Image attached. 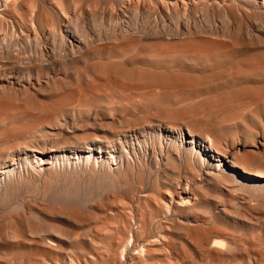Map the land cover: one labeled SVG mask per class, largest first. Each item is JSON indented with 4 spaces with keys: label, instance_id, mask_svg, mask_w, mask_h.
Listing matches in <instances>:
<instances>
[{
    "label": "bare ground",
    "instance_id": "6f19581e",
    "mask_svg": "<svg viewBox=\"0 0 264 264\" xmlns=\"http://www.w3.org/2000/svg\"><path fill=\"white\" fill-rule=\"evenodd\" d=\"M109 1L0 0V264H264V236L243 239L258 241L253 249L228 229L184 226L202 191L197 176L264 191L262 142L224 143L194 131L190 115L158 124L141 118L110 138L89 106L118 95L145 110L214 79L160 70L187 55L241 51L264 64V0H111L101 10ZM92 55L106 57L88 62ZM77 60L85 64L72 68ZM59 132L72 135L47 137ZM178 160L190 164L193 180L181 176ZM150 161L154 193L105 191ZM154 214L159 228L151 227Z\"/></svg>",
    "mask_w": 264,
    "mask_h": 264
},
{
    "label": "rangeland",
    "instance_id": "374dc122",
    "mask_svg": "<svg viewBox=\"0 0 264 264\" xmlns=\"http://www.w3.org/2000/svg\"><path fill=\"white\" fill-rule=\"evenodd\" d=\"M111 3L110 0L107 3H103L104 5L101 4V10H107L111 6ZM183 12L184 10L182 9L179 14H182ZM191 12L194 17H197L204 11L199 7L198 10ZM238 14L246 20V16H243L242 12H238ZM217 20L220 21V18L217 17ZM216 25L219 26L220 24L217 23ZM4 31L5 29L0 31V37L4 35ZM222 53H211L206 57L187 55L185 58L180 57L173 62H165L161 64L159 66L160 70H165L167 68L173 72L182 71L190 76H213L214 79L210 82H202L198 86L185 89L177 95L169 94L159 97L154 100L153 104L147 106V109L145 110L133 109L134 107H137L136 97L125 99L129 101L127 105L132 108L127 107V105L123 103L126 101L118 95H113V97L109 98L110 100L106 97H95V100L91 101L89 106H92L93 108L98 107L97 118H99L100 121L107 122L103 134L105 133V135L110 138H114L117 132L124 134L125 132H128L127 130L130 131L131 129L137 128V121L141 118L148 123L158 124L164 122L163 120L165 119L163 118L166 115L176 118L179 121L186 117V115H190L188 123L196 132L201 129L206 130L213 138L222 142L224 141V143L234 144L235 146L236 144L237 146H252L256 141H259L260 143H263H261V149L259 151H264V102L261 101L264 98V64L247 59L246 56L248 53L245 52L231 51ZM110 54L114 60L119 59V53L111 52ZM99 56L106 57V55H92L88 57V62L95 61ZM83 64H85V61L77 60L71 63V67L77 68ZM126 67L132 68L130 65H126ZM56 73L62 76L64 72L63 70L58 69ZM67 79H69V77ZM241 89L243 92L240 91ZM217 101H221L222 103L214 104ZM163 107H169L171 112L169 114H163L160 112ZM252 108L253 110H251ZM60 134L62 136H60ZM71 135L72 132H66L64 134L59 132L56 135H48L47 137L50 139H59L60 137L65 138L70 137ZM175 156L176 155L174 154V157ZM178 161L182 163L180 164ZM178 161H174L173 164L181 169V176L183 177L184 175L183 178L189 176L192 179L190 164L185 161ZM163 163H165V161H163ZM212 163L215 164L214 161H212ZM155 168L156 166L150 161L149 163L144 164L140 172L134 173L131 177L125 174L118 183L114 186L108 187L105 191L117 193L121 197L126 195L131 196L132 191L135 190L143 192V196L150 195L154 193L150 190V187L156 180L158 174ZM148 174L152 176L148 177ZM198 177L199 179H197ZM193 185L201 187L202 195L200 193L198 194L196 203L191 209V213L187 215L188 218L184 216L191 222H185L184 226L192 227L199 225L202 229L223 228L226 231L228 229V232L234 236H241L242 239L240 242L244 243L248 248L254 249L259 247L257 244L258 241H256V244L253 243L249 245L246 244L243 239L251 236L254 238L257 236H264V219H262L264 218V202H260V200L264 201V191L257 193V195H251L250 193L243 191L241 186L234 183L217 184L206 174L197 176L193 180ZM145 189H147L146 192ZM35 190L37 191V189ZM35 190L32 189L31 191ZM232 191H235V193ZM206 192H208V194H206ZM250 195L252 197H250ZM256 201H259L260 203H257ZM223 202H225V204ZM222 207L223 209H221ZM215 209L217 211H215ZM259 210L261 212H258L257 215V211ZM199 211H201V213ZM202 213L205 214V216H203ZM233 213H236L234 215L238 217L233 216ZM262 215L263 217L261 218ZM152 217L153 218H150L152 228H154L155 224L160 225L162 223L160 215L154 214ZM241 220H243V222ZM206 223L209 225L207 224V226ZM250 223L251 225H249ZM155 227L159 228V226ZM238 247L239 246L235 244L232 252H236Z\"/></svg>",
    "mask_w": 264,
    "mask_h": 264
}]
</instances>
